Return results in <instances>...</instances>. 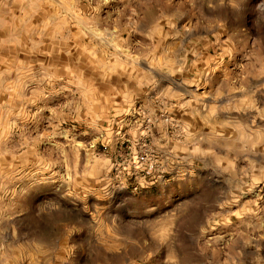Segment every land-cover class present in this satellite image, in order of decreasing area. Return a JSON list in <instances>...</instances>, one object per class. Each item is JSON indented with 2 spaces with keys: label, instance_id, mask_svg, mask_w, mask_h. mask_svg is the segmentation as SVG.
<instances>
[{
  "label": "rangeland",
  "instance_id": "obj_1",
  "mask_svg": "<svg viewBox=\"0 0 264 264\" xmlns=\"http://www.w3.org/2000/svg\"><path fill=\"white\" fill-rule=\"evenodd\" d=\"M0 264H264V0H0Z\"/></svg>",
  "mask_w": 264,
  "mask_h": 264
},
{
  "label": "built area",
  "instance_id": "obj_2",
  "mask_svg": "<svg viewBox=\"0 0 264 264\" xmlns=\"http://www.w3.org/2000/svg\"><path fill=\"white\" fill-rule=\"evenodd\" d=\"M143 160H145L143 155L138 156V162H143Z\"/></svg>",
  "mask_w": 264,
  "mask_h": 264
}]
</instances>
